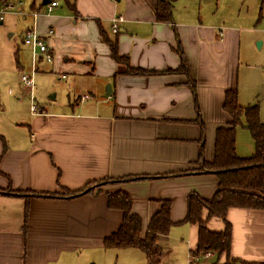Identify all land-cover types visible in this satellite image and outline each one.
Segmentation results:
<instances>
[{
  "label": "crops",
  "instance_id": "crops-1",
  "mask_svg": "<svg viewBox=\"0 0 264 264\" xmlns=\"http://www.w3.org/2000/svg\"><path fill=\"white\" fill-rule=\"evenodd\" d=\"M69 2L73 6L66 4L65 10L57 5L54 14L32 17L30 28L44 35L53 55L51 62L38 59L32 66L36 72L45 62L52 69L68 71L74 87L79 78L110 85L105 97L92 98L88 90L67 109L40 107L37 113L29 109L24 119L0 117V264H66L76 252L105 249L104 238L122 222V211L107 205L106 194L117 191L131 199V211L141 219V237L160 201L171 200L170 219L175 225L167 235L157 236L158 245L172 249L173 239L189 251L197 240V225L183 222L187 196L195 192L210 199L218 189L215 174L197 172L201 141L202 157L211 162L216 130L231 122L223 108L226 90L237 91L241 106L254 103L242 78L252 66L243 63L241 47L254 41L261 45L264 0L251 23L245 21L247 5L242 3L245 12L239 11L240 20L230 25L173 14L172 23L159 22L158 0ZM39 8L44 10V5ZM115 17L122 19L116 32L112 30ZM99 26L108 39H116L118 53L135 68L176 69L178 40L195 81L196 102L180 72L113 77L118 65L101 39ZM48 29L53 33L45 36ZM90 88L95 91L94 85ZM96 92L100 93L99 85ZM196 104L202 129L195 121ZM259 118L264 123L261 104ZM239 130L246 131V147L240 146L243 132ZM253 148L249 131L239 126L236 154L248 157ZM125 176L138 178L92 186ZM91 187V192L73 197H49L64 189L77 192ZM206 216L203 211L202 218ZM226 219L231 225L229 257L264 262V210L230 208ZM206 225L213 231L224 227L216 217L207 219Z\"/></svg>",
  "mask_w": 264,
  "mask_h": 264
},
{
  "label": "trees",
  "instance_id": "trees-1",
  "mask_svg": "<svg viewBox=\"0 0 264 264\" xmlns=\"http://www.w3.org/2000/svg\"><path fill=\"white\" fill-rule=\"evenodd\" d=\"M71 7L73 4L69 0H64ZM172 0H158L155 10L156 19L159 22L172 23L171 12ZM101 39L108 44L110 56L117 63V74L129 75H156L163 73L180 72L186 76V84L191 90L194 101L196 102L195 81L189 74L187 61L183 50L177 40L175 48L180 57V65L176 69L165 71L147 70L143 68L132 67L128 62V57L120 55L117 51L116 39H108L104 30L99 26ZM196 106V122L200 128H203V122L200 120L199 109ZM223 108L229 114L231 122L227 127H219L215 133L214 157L211 162H206L202 157V144L197 159L199 168L197 172L208 171L217 176L218 189L210 199L201 198L195 192H190L187 196V212L183 222L197 225V240L194 248L189 250V254L194 258L205 256L207 252L221 256L229 257L231 244V225L226 219V214L230 208H243L264 210V123L259 118L258 103L241 106L238 103L237 91L228 89L224 93ZM239 126L246 128L253 141V152L248 157H240L235 151L236 129ZM188 171L180 172L177 175L187 174ZM138 177L125 176L115 179H104L95 182L92 186H99L105 182L120 183ZM91 186V185H90ZM91 188L72 192L64 189L61 194H49V197L57 196H76L84 192H91ZM6 192L27 194L37 196L40 194L33 192H15L10 189ZM107 205L109 208L120 209L123 213L122 222L116 232L106 236L103 240L104 248H122L133 247L140 249L145 256V264H153L157 256L161 254V247L158 245L157 236L167 235L170 228L175 225L170 219L171 200H161V206L155 212L147 225L144 237L141 233V219L131 211V199L123 191L108 193ZM203 211L207 212L206 218H202ZM211 217L219 218L223 221L222 230H210L207 225V219ZM182 222V223H183ZM181 224V223H178ZM239 260V259H235ZM243 264H264V262H245Z\"/></svg>",
  "mask_w": 264,
  "mask_h": 264
},
{
  "label": "rangeland",
  "instance_id": "rangeland-1",
  "mask_svg": "<svg viewBox=\"0 0 264 264\" xmlns=\"http://www.w3.org/2000/svg\"><path fill=\"white\" fill-rule=\"evenodd\" d=\"M42 0H0V11L5 4H13L11 11H5L0 24V117L7 119H24L28 115L30 107V94L20 81L22 75L33 76L34 88L32 95L37 106L46 110L67 109L74 105L76 99L88 90L92 92V98L105 97L110 84L103 83L100 79L79 78L78 85L74 87L71 82L72 75L65 70L52 69L50 63H39L40 70L32 72L33 55L30 46L23 43L25 31L32 26L34 11H41L39 5ZM60 9L67 7L64 0H54ZM259 2V4H258ZM261 0H172L171 12L173 15L191 16L205 22L230 25L238 22L240 17L237 13L247 9L246 22L251 23L260 7ZM242 3L243 6H242ZM34 6V8H33ZM39 9V10H38ZM44 10H42L43 12ZM41 12V13H42ZM55 9L53 10L54 14ZM51 13V14H52ZM256 13V14H255ZM175 17V16H174ZM189 18V17H188ZM252 25V24H251ZM41 32H44L43 30ZM261 45L254 41L243 48L245 54L244 64L252 66L242 78L244 86L249 93L253 94V102L261 104L264 115V36ZM38 65V64H37ZM254 72H259L255 74ZM65 73L66 78H60ZM90 85H94L95 91ZM99 85L100 93L97 94ZM18 95V96H17ZM79 95V96H78ZM249 105V104H248ZM244 130V129H243ZM238 141L240 146L246 147V131L239 130ZM244 134V135H243ZM203 145V141H201ZM241 146V147H242ZM243 153V150L240 149ZM238 153V152H237ZM240 157L249 154H239ZM181 243V244H180ZM172 239V249H161L153 264H243L240 260L223 256L222 259L212 253V256H200L189 261V251ZM144 253L137 248H105L94 253L88 251L76 252L68 257L66 264H145Z\"/></svg>",
  "mask_w": 264,
  "mask_h": 264
},
{
  "label": "built area",
  "instance_id": "built-area-1",
  "mask_svg": "<svg viewBox=\"0 0 264 264\" xmlns=\"http://www.w3.org/2000/svg\"><path fill=\"white\" fill-rule=\"evenodd\" d=\"M57 2L54 1V0H49L48 3H46L44 5V11H34L32 13V17L35 18L36 16L38 15H41V14H50L54 9L55 7H57ZM13 8V4H5L4 8L0 11V21H2L3 19V14L5 13V11H11ZM42 12V13H41ZM121 17H115L113 20H112V30L114 32H116L117 30V23L119 21H121ZM53 33V30L52 29H48L45 33V36L47 35H51ZM23 43L30 46L31 50H32V55H33V62L35 60H38V59H42L46 62H51L52 59H53V55L51 54V52L49 51L46 43H45V39H44V35H41L35 28H29L27 29V31L24 33V36H23ZM32 72H35V66H34V63H33V66H32ZM65 74L62 73L60 75V78H65ZM20 81L23 83V86L24 88H26V90L29 91V94H30V111L32 113H37L40 111V107L37 106L34 102V97L32 95V91H33V76L32 74L30 73V75H22L20 77ZM84 97H87V96H84ZM205 256H212V253L211 252H207L205 254ZM188 259L189 261L192 260V257L188 256Z\"/></svg>",
  "mask_w": 264,
  "mask_h": 264
},
{
  "label": "water",
  "instance_id": "water-1",
  "mask_svg": "<svg viewBox=\"0 0 264 264\" xmlns=\"http://www.w3.org/2000/svg\"><path fill=\"white\" fill-rule=\"evenodd\" d=\"M48 1H49V0H43V1L41 2V5H45ZM0 24H1V21H0ZM257 45L259 46V42L257 43Z\"/></svg>",
  "mask_w": 264,
  "mask_h": 264
}]
</instances>
